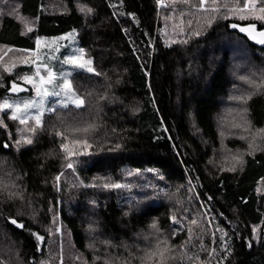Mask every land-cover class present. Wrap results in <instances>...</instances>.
I'll return each instance as SVG.
<instances>
[{"label":"trees","instance_id":"obj_1","mask_svg":"<svg viewBox=\"0 0 264 264\" xmlns=\"http://www.w3.org/2000/svg\"><path fill=\"white\" fill-rule=\"evenodd\" d=\"M15 1L34 27L25 31L15 17L1 14L0 46L34 51L37 38L76 31L96 73L73 78L100 96L85 112L98 126L71 170L65 168V141L49 124L53 119L30 144L18 145L15 123L0 116V172L17 188L0 190L1 243L7 237L24 264H40L59 222L90 264H108L109 253L129 259L142 246L136 238L150 230L164 234L172 249L187 246L196 264H264V150L250 152L235 138L226 146L241 153V164L213 165L221 145L216 120L235 85V47L243 46L255 65L264 64V48L237 30L264 25L232 14L249 0H198L209 23L194 18L199 33L171 44L161 31L162 0ZM51 2L66 11L48 12ZM26 70L3 76L0 100ZM246 109L252 128L263 131L264 91L250 97ZM123 183L124 189L112 186ZM151 188L152 195L145 193ZM177 198L193 211L178 214ZM195 213L199 239L187 223Z\"/></svg>","mask_w":264,"mask_h":264},{"label":"rangeland","instance_id":"obj_2","mask_svg":"<svg viewBox=\"0 0 264 264\" xmlns=\"http://www.w3.org/2000/svg\"><path fill=\"white\" fill-rule=\"evenodd\" d=\"M200 1L204 3L205 0ZM197 2L198 0H162L158 2L159 11H163L160 17L162 21L161 31L164 40L168 44L184 41L186 36L189 38L197 35L200 28L195 27L194 18L201 26L209 23L211 15L209 14L204 18L199 12L207 8L196 6ZM257 2L258 0H254L253 7L252 3L248 1L242 10L236 8V11H233L232 14L264 25V19H260L264 16V12L260 11L264 6L258 5ZM214 9L211 8V10ZM80 10L85 15L90 14V9L86 6L81 5ZM47 11L50 13L65 12L66 6L62 3L51 2L47 5ZM5 13L15 17L24 26L25 31H31L34 27L33 21H28L20 15L15 0H0V15ZM241 14L243 15L241 16ZM38 41L39 43H37ZM235 48L231 70L235 85L229 97L225 99L222 112L216 120L221 135V145L218 150L214 151L213 165L222 169H236L241 164V153L231 151L226 146V143L235 138L245 142L250 152L264 150V130L256 131L252 128L246 109L249 98L264 91V64L258 66L249 61L246 49L243 46ZM69 57L75 58V63H67ZM89 61L90 63H88ZM78 65H83V67ZM19 67H25L27 70L21 73L16 82L11 83L9 96L0 100V105L7 102L13 107L0 108V116L7 115L15 123L18 145L30 144L38 134L47 129L49 124L53 125L52 131L54 130L57 136L65 141L63 146V152L66 155L65 168L71 170L73 168L71 161L81 159L84 151L82 147L87 149L90 146L91 141L88 140V136L98 126L96 124L98 120L96 118L91 119L85 112L92 100L99 99L100 94L97 93V89L93 85L79 82V80L73 78V74L76 72H85L90 75L96 73L91 59L80 47L77 32L72 31L58 37L37 38L34 51L16 50L0 46V85H2L4 75L18 70ZM89 68L92 71H89ZM49 71L55 78L53 84L46 83ZM41 77H45V82L41 81ZM65 77L71 81L72 85L71 92L67 95L60 88L54 87ZM13 85L16 86V91H13ZM37 89H40L41 96L37 95ZM45 90L49 95H43ZM53 91L61 94L58 96L51 95L50 93ZM76 98L82 100L83 103L77 106ZM31 102H35L33 106L24 108L25 103ZM16 105L20 106L19 110L16 109ZM13 114L16 115V119L11 118ZM51 119L53 120L47 124V121ZM21 120L24 122L21 123ZM11 178L7 172H0L1 191L17 190L16 186L10 181ZM127 185V183H123L119 188L124 189ZM132 188H134V185L130 183L127 192L131 193ZM154 191V188L146 189L145 193L152 195ZM139 197L137 196L136 199ZM173 201V207L177 209L178 214L185 216L188 212L193 211L190 207L184 209L182 205L185 204L184 200L177 198ZM193 217L194 221L187 223L192 225V236L199 239L201 232L199 233L197 230L199 228L201 230V227L196 218V213ZM6 241H8L7 237L2 240V243L0 241V264H24L19 257V253L14 250V246ZM136 242L142 246L137 247L136 245L137 252L130 253L129 259L123 260L118 255L114 256L113 253H109L107 263L188 264L190 262L189 264H196L195 261L193 263L189 259V255L185 252L187 246L172 249L166 236L157 230H150L147 234L140 235L136 238ZM96 253L100 252L97 251ZM94 259V261L101 260L98 257ZM40 264L90 263L84 255L74 249L68 231L57 222L50 229L48 254Z\"/></svg>","mask_w":264,"mask_h":264},{"label":"snow or ice","instance_id":"obj_3","mask_svg":"<svg viewBox=\"0 0 264 264\" xmlns=\"http://www.w3.org/2000/svg\"><path fill=\"white\" fill-rule=\"evenodd\" d=\"M249 3H252V6L254 7V0H249ZM260 11H261V12H264V8H261ZM260 19H264V16L260 17ZM233 27H236V25H233ZM252 27L254 28L255 26L253 25ZM29 30H30V29H29ZM241 31H246V29H243V28H242ZM260 35H261V36H264V32H261ZM258 42H260V43H264V40H260V41H258ZM37 43H39V41H38ZM66 62H67V63H75V58H73V57H69L68 60H67ZM88 63H90V61H89ZM78 66H79V67H83V65H78ZM88 70H89V71H92L91 68H89ZM54 79H55V78H54L53 74L49 71L48 76H47L46 83H47V84H53ZM41 81H42V82H45V77H41ZM54 87H58V88H60L62 91L65 92V95H67L69 92H71V89H72L71 81L68 80L66 77H65V78H62V81H61L59 84H55ZM16 90H17V89H16V86L13 85V91H16ZM50 94H51V95H56V96H58V95H60L61 93H60V92L53 91V92H51ZM37 95H38V96H41V91H40V89H37ZM43 95H44V96L49 95V93L47 92V90H45V91L43 92ZM75 102L77 103V106H79L80 104L83 103V101H82V100H79V98H76V99H75ZM34 103H35V102L25 103V104H24V108H28V107H30V106H33ZM5 107L11 108V107H13V106L7 104V102H5V104H3V105H0V108H5ZM15 107H16L17 110H19V107H20V106H19V105H16ZM11 118H12V119H16L17 117H16L15 114H13V116H12ZM37 121H38V117H37ZM23 122H24V121L21 120V123H23ZM29 142H30V141H29ZM112 186H113V187H120L119 184L112 185ZM13 223H15V221H13ZM153 227H155V225H153Z\"/></svg>","mask_w":264,"mask_h":264},{"label":"water","instance_id":"obj_4","mask_svg":"<svg viewBox=\"0 0 264 264\" xmlns=\"http://www.w3.org/2000/svg\"><path fill=\"white\" fill-rule=\"evenodd\" d=\"M253 25L241 26L237 27V30L248 37L249 41L260 48H264V43H260L258 41L264 40V36H261L260 33L264 32V30H258L256 27H252ZM246 29V31H241V29Z\"/></svg>","mask_w":264,"mask_h":264}]
</instances>
